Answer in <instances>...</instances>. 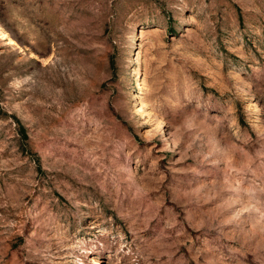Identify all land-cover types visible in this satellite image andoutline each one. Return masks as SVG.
I'll return each instance as SVG.
<instances>
[{
    "label": "rangeland",
    "instance_id": "obj_1",
    "mask_svg": "<svg viewBox=\"0 0 264 264\" xmlns=\"http://www.w3.org/2000/svg\"><path fill=\"white\" fill-rule=\"evenodd\" d=\"M0 264H264V0H0Z\"/></svg>",
    "mask_w": 264,
    "mask_h": 264
}]
</instances>
